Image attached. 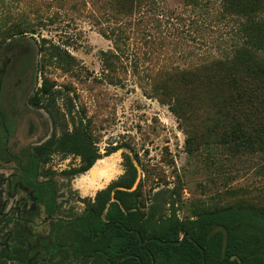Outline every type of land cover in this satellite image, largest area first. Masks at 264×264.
<instances>
[{
    "label": "rangeland",
    "instance_id": "obj_1",
    "mask_svg": "<svg viewBox=\"0 0 264 264\" xmlns=\"http://www.w3.org/2000/svg\"><path fill=\"white\" fill-rule=\"evenodd\" d=\"M106 3L0 0V122L3 117L5 130L11 133L9 153L26 165V150L32 151L52 134L49 114L29 101L44 78L55 85L58 134L66 123L73 128V116L77 123L83 119L88 125L102 153L118 148L97 161L106 174L94 179L61 175L80 164L74 155L57 153L39 165L37 180L50 179L57 193L53 215L46 211L47 188L35 201L21 189L16 197L8 195L6 181L14 185L24 181V175L17 160L0 154V215L4 217L0 239L12 230V250H29V257L39 262L80 264L52 252L57 235L68 241L74 235L73 231L59 232L57 222L80 215L86 206L84 198L93 199L125 173L123 153L134 158L138 177L128 191L137 190L133 201L146 217L152 205L160 222L174 217L186 226L198 219L201 210L229 206L264 210V151L226 143L220 132L212 130L213 122L207 121L213 118L208 100L194 104L191 115L183 110L176 114L170 107L173 100L162 102L161 90H155L171 73L205 72L213 59L223 58L235 41L236 18L221 0H159L148 9L119 16ZM19 28L26 32L7 40ZM42 44L67 50L68 63L40 55ZM103 51L118 54L110 57L115 65L110 72L113 82ZM6 139L2 128L1 148L6 147ZM22 199L27 203L26 213L8 222L6 215L10 218L20 212ZM22 224L29 225V235L21 232ZM11 262L0 256V264Z\"/></svg>",
    "mask_w": 264,
    "mask_h": 264
},
{
    "label": "trees",
    "instance_id": "obj_2",
    "mask_svg": "<svg viewBox=\"0 0 264 264\" xmlns=\"http://www.w3.org/2000/svg\"><path fill=\"white\" fill-rule=\"evenodd\" d=\"M158 1L107 0L106 4L119 16L148 9ZM221 2L237 20L235 41L226 55L208 63L205 72L171 73L157 83L155 90H161L162 102H167L168 98L173 100L170 107L176 114L183 110L191 115L198 103L208 100L212 104L213 118L207 121L213 122L212 130L220 132L226 143H233L237 149L264 151V0ZM25 32L20 29L6 38ZM39 54L50 55L59 64L68 63L70 57L67 50L55 44L40 45ZM102 55L109 81L113 82L110 72L115 65L110 57L118 54L103 51ZM54 88L55 85L44 78L36 95L29 99L33 105L45 109L53 125L50 137L34 146V159L36 163L46 164L57 153L77 156L80 164L61 172L64 177L74 178L88 172L99 159L118 148L109 147L102 153L88 125L83 119L77 123L73 116V128L69 129L66 123L58 134L59 124L53 111ZM72 106V103L67 104L70 115ZM209 115L208 112L206 118ZM123 158L125 173L118 180L99 190L93 199L84 198L86 207L80 215L57 222L59 232L73 231L74 235L69 241L64 235H57L50 247L53 253L63 254L80 264H264L263 209L229 206L198 211V219L188 226L174 217L162 223L155 217L154 205L146 217L134 203L138 192L128 190L137 181V167L128 153H123ZM45 184L50 195L47 212L53 215L57 210V193L51 180ZM42 185L37 183L38 191L43 189ZM218 226L227 230L225 250L224 231L213 233ZM2 241L5 248L0 256L11 258V264H53L31 262L25 253L10 252L7 238Z\"/></svg>",
    "mask_w": 264,
    "mask_h": 264
},
{
    "label": "flooded vegetation",
    "instance_id": "obj_3",
    "mask_svg": "<svg viewBox=\"0 0 264 264\" xmlns=\"http://www.w3.org/2000/svg\"><path fill=\"white\" fill-rule=\"evenodd\" d=\"M1 120L2 121L0 122V124H1V128L0 129L4 128V131H5V134H6V138H7L6 139L7 143H6V147L5 148H1L0 147V154H4V155L9 156L10 158H12L14 160H17L18 161V165L22 169L23 175H24V181L16 182L14 185H12V183L8 182V180L6 181V183H8L9 192H11L8 195L11 196V197H16L17 194H18V190L21 189V191H23V192H25L27 194V197L30 200L35 201L37 199V193H38V197H39L41 195V192L43 190H45V188H47V190H48V187L46 186L45 181L44 182H40L36 178V172H37L36 170L39 167V165L42 164V162H38V163L35 162V159H34V147H33L32 151L31 150H26V152L24 153L25 154V158H26V165L23 164L21 157H19V156L16 157V156H13V155H11L9 153V148L7 146H8V137L11 135V133L7 129L5 130V121L3 120V117H1ZM38 144H40V143H38ZM38 144H36V145H38ZM86 173L82 174V176L84 178L86 176ZM103 176H104V174H103ZM47 180H50V179H47ZM37 183H41V184L43 183V185H45L46 187H43V185H42L43 189L41 191H38L37 187H36ZM31 186L33 187V190L31 189ZM85 188L86 189H90L89 186L85 187ZM48 193H49V191H48ZM22 200L24 201V199H22ZM26 211H27V203H25V201H24L23 202V206L20 207V212H18L16 215H12V217H10V218H6L7 217V215H6L5 219L8 220V222H12V220H14L15 218H19L20 217V213L23 215V213H26ZM46 211H47V208H46ZM49 215H51V214H49ZM3 219H4V217H2L0 215V223L2 222ZM26 222L29 223L28 220ZM27 227L29 228V225L22 224L21 225V230H22L21 232L26 234V235H29L30 234V230ZM221 227H223V226H221ZM218 231H221V230H218ZM213 233H215V232H213ZM184 236H185V234H183V237ZM5 238L8 239V242L10 244V248H9L10 252H13L15 254L18 253V252L21 253V254L25 253V254H27V257H28V259L31 262L38 261L36 259L34 260V259L29 257V250H26L25 252H23V251H13L12 250V242H13L12 230L4 233L3 236L0 239V246H2V248H3L2 251H4V248H5V246H3V244H2V242H3L2 239H5ZM23 243L25 245H28L27 243H25V241ZM7 258H9V257H7ZM9 259L11 260V258H9Z\"/></svg>",
    "mask_w": 264,
    "mask_h": 264
},
{
    "label": "bare ground",
    "instance_id": "obj_4",
    "mask_svg": "<svg viewBox=\"0 0 264 264\" xmlns=\"http://www.w3.org/2000/svg\"><path fill=\"white\" fill-rule=\"evenodd\" d=\"M99 162H96V164ZM94 165L87 173H86V178L94 179L96 176H99L102 172L105 171L106 168H100L98 165ZM104 174H106L104 172Z\"/></svg>",
    "mask_w": 264,
    "mask_h": 264
},
{
    "label": "water",
    "instance_id": "obj_5",
    "mask_svg": "<svg viewBox=\"0 0 264 264\" xmlns=\"http://www.w3.org/2000/svg\"><path fill=\"white\" fill-rule=\"evenodd\" d=\"M218 230H223L224 233H225V237H224V246H223V250H225V248H226V244H227V230H226V228L219 226V227H217L213 232H216V231H218ZM145 243H146L145 241H142V244H145Z\"/></svg>",
    "mask_w": 264,
    "mask_h": 264
}]
</instances>
